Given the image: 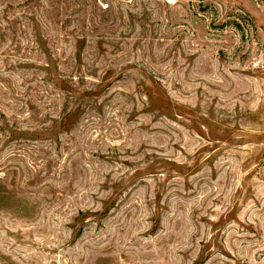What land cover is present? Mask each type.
<instances>
[{"label":"rangeland","instance_id":"rangeland-1","mask_svg":"<svg viewBox=\"0 0 264 264\" xmlns=\"http://www.w3.org/2000/svg\"><path fill=\"white\" fill-rule=\"evenodd\" d=\"M0 264H264V0H0Z\"/></svg>","mask_w":264,"mask_h":264}]
</instances>
